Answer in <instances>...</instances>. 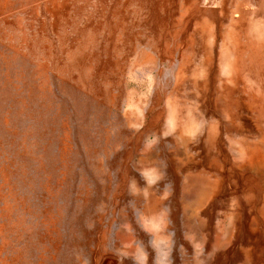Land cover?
Instances as JSON below:
<instances>
[{
	"label": "rangeland",
	"instance_id": "374dc122",
	"mask_svg": "<svg viewBox=\"0 0 264 264\" xmlns=\"http://www.w3.org/2000/svg\"><path fill=\"white\" fill-rule=\"evenodd\" d=\"M0 264H264V0H0Z\"/></svg>",
	"mask_w": 264,
	"mask_h": 264
}]
</instances>
